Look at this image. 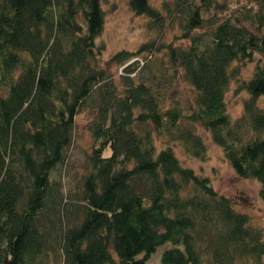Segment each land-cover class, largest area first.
I'll list each match as a JSON object with an SVG mask.
<instances>
[{"label": "trees", "instance_id": "16d2710c", "mask_svg": "<svg viewBox=\"0 0 264 264\" xmlns=\"http://www.w3.org/2000/svg\"><path fill=\"white\" fill-rule=\"evenodd\" d=\"M158 1L126 0L148 28L174 17L187 44L143 38L103 57L100 0H0V264H156L164 239L163 264H264L263 227L172 147L203 159L202 126L264 200V0ZM255 51L231 116L225 90ZM139 60L150 77L129 74ZM171 75L192 87L184 105L165 94ZM81 109L89 147L63 191L50 172Z\"/></svg>", "mask_w": 264, "mask_h": 264}, {"label": "rangeland", "instance_id": "374dc122", "mask_svg": "<svg viewBox=\"0 0 264 264\" xmlns=\"http://www.w3.org/2000/svg\"><path fill=\"white\" fill-rule=\"evenodd\" d=\"M149 1L156 5L160 4L158 0ZM232 1L238 3L249 2V0ZM100 3H102L104 17L102 22L103 26L99 34L96 35V39L98 42L102 41L103 43L101 46V55L103 57L121 46L132 49L136 47L143 38L163 42L172 39L174 43L187 44V37L176 35L180 29L174 17L165 15L163 23L160 25L154 24L148 28L146 24L147 14L145 12H133L128 7V2H126V0H100ZM157 52L151 55L152 57H149L146 60L147 62L144 61V64H147V67H149L152 72H159L154 68L160 58ZM258 54L259 53L255 51L251 59L239 60V66L236 68V72L228 83L224 96L226 99L225 105L231 116H234L240 111L241 97L244 93L242 90L235 91L234 84L243 75L250 74L255 63L254 59ZM133 57H130L127 61L132 60ZM140 63L139 60L138 64L134 65L133 70L129 74L134 75V71L140 70V73L144 75L143 77H150V74L143 73L144 70L139 66ZM122 64L123 62H111L109 68L112 77L115 78L121 71ZM156 75H158L160 79H158ZM156 75L155 79L157 78L161 83L164 79L162 73H157ZM163 88L166 90L165 94L173 95L178 100V103L182 105L186 104V97L192 92V87H190L188 81H185L182 77L178 78L172 75L167 76V85ZM259 100L261 103L264 101V96L262 94L258 96V101ZM86 116L87 114L82 109L74 113L71 139L66 146L63 157L65 160L54 166L50 172L51 176H57L58 180L61 181L63 191H67L66 189L72 187L75 180L78 179L80 166L84 159L83 154L89 147L90 135L86 124ZM195 130H197L206 143V155L203 159L194 155L191 156L182 150L179 142L172 141L173 150L177 154L180 163L188 164L200 173H207L214 188L224 194H228L237 208L245 211L250 215L252 221L262 226L264 229V200L258 193L259 182H257L254 177H244L233 171L229 162L223 158V152L220 146L211 140L208 130L200 125H195ZM105 149L107 151L108 147ZM106 151L103 150L102 152L104 153ZM169 243L170 241L167 239L157 243L152 251H150V254L146 258V262L163 264L159 259L160 251Z\"/></svg>", "mask_w": 264, "mask_h": 264}]
</instances>
